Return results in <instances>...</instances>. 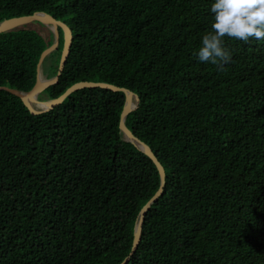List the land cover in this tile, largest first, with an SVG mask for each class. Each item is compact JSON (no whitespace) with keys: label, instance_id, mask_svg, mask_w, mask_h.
I'll list each match as a JSON object with an SVG mask.
<instances>
[{"label":"trees","instance_id":"obj_1","mask_svg":"<svg viewBox=\"0 0 264 264\" xmlns=\"http://www.w3.org/2000/svg\"><path fill=\"white\" fill-rule=\"evenodd\" d=\"M214 0H0V22L46 12L72 30L57 98L81 81L134 91L128 128L165 169L125 264H264V40L225 38L220 71L193 52ZM45 57L57 74L64 46ZM54 42L0 33V86L29 91ZM122 90L85 87L34 114L0 89V264H121L142 207L161 186L120 128Z\"/></svg>","mask_w":264,"mask_h":264},{"label":"water","instance_id":"obj_2","mask_svg":"<svg viewBox=\"0 0 264 264\" xmlns=\"http://www.w3.org/2000/svg\"><path fill=\"white\" fill-rule=\"evenodd\" d=\"M32 21H38V22H41L42 24L50 26L54 33V42L43 51V53L41 54L40 60L38 62L37 81L35 85L32 87V89L26 92L12 89L6 86H0V89H5V90H8L14 93L15 95H18L23 100V102L29 107L31 112L34 114H39V113H43V112L51 110L55 106L62 103L69 94L81 88L103 87V88H109L115 91L116 90L124 91L126 94V103H125V106L122 110L121 117H120V128L124 134V137L126 140L132 141L141 150L146 152L152 158L157 168L159 169L160 177H161V186L157 190V192L150 198V200L142 207L140 211L139 218L135 226V235H134L132 249L129 255L121 263V264H125L130 259L131 255L134 254V252L136 251L138 247V244L141 239L143 222H144L146 212L148 208L150 207V205L154 201H156L157 198L162 194L165 181H166L165 169L162 166L159 159L157 158V156L155 155V153L153 152L152 148L146 142L138 138L126 125L127 116L129 115L131 111H133L139 106L140 99L134 91L129 90L124 87H119V86L106 83V82L81 81L67 88V90L64 93H62L60 96H58L57 98L48 99L45 101L40 100L39 95L46 88H48L49 86L59 81V77L65 68L66 61H67V58L70 52L73 35H72L71 28L64 21L59 20L46 12H35L33 14L17 16V17H12V18L3 20L2 22H0V33L7 32L9 30H12L20 26H25ZM59 27H62L64 31V46H63V50H62V54H61V58L59 62L58 71L54 77L44 78L42 74L41 66H42V63L45 57L48 56L53 50H55L59 45V41H60Z\"/></svg>","mask_w":264,"mask_h":264},{"label":"clouds","instance_id":"obj_3","mask_svg":"<svg viewBox=\"0 0 264 264\" xmlns=\"http://www.w3.org/2000/svg\"><path fill=\"white\" fill-rule=\"evenodd\" d=\"M210 29L202 35L201 46L193 56L201 63L222 71L231 62L225 38L248 42L264 40V0H214Z\"/></svg>","mask_w":264,"mask_h":264},{"label":"rangeland","instance_id":"obj_4","mask_svg":"<svg viewBox=\"0 0 264 264\" xmlns=\"http://www.w3.org/2000/svg\"><path fill=\"white\" fill-rule=\"evenodd\" d=\"M27 27L37 29L45 37H48L50 35V33L53 32L52 31V28L50 26L45 25V24H42L41 22H38V21H32V22H30L29 24H27ZM44 78H46V77L44 76ZM39 99L42 100V101L47 100L45 94L41 95V98H39Z\"/></svg>","mask_w":264,"mask_h":264}]
</instances>
